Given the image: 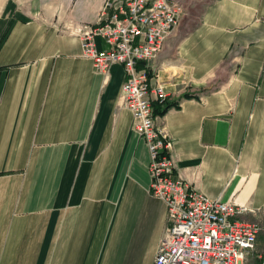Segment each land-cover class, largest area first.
<instances>
[{"label":"crops","instance_id":"1","mask_svg":"<svg viewBox=\"0 0 264 264\" xmlns=\"http://www.w3.org/2000/svg\"><path fill=\"white\" fill-rule=\"evenodd\" d=\"M180 22L147 67L175 174L248 211L264 254V0H172ZM105 0H0V264H155L167 206L148 147L78 31ZM98 48L105 49L102 39Z\"/></svg>","mask_w":264,"mask_h":264},{"label":"built area","instance_id":"2","mask_svg":"<svg viewBox=\"0 0 264 264\" xmlns=\"http://www.w3.org/2000/svg\"><path fill=\"white\" fill-rule=\"evenodd\" d=\"M180 22L172 0H105L94 25L78 31L83 56L108 75L113 65L124 69L119 99L133 114V129L148 147L150 193L167 206V225L155 264H264L256 252L262 228L240 219L248 209L209 199L175 174L173 140L155 120L153 93L167 99L163 87L150 89L147 67L164 48ZM102 39L105 49L98 48Z\"/></svg>","mask_w":264,"mask_h":264}]
</instances>
